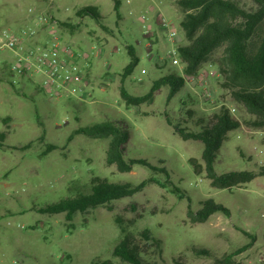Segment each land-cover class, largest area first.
<instances>
[{
  "label": "rangeland",
  "instance_id": "obj_1",
  "mask_svg": "<svg viewBox=\"0 0 264 264\" xmlns=\"http://www.w3.org/2000/svg\"><path fill=\"white\" fill-rule=\"evenodd\" d=\"M238 1L247 9L256 8L254 0ZM120 2L117 12L115 0H0L1 27L18 33L37 26L40 15L54 17L64 42L89 54V61L82 62L84 93L60 96L43 90L40 77L13 75L5 64L14 61V54L0 50V133H7L0 148V264H97L104 259L131 264L113 255L122 236L118 215L137 237L147 229L162 241V254L143 256L147 264H214L246 245L250 246L234 260L264 264V176L232 189L214 188L205 172L196 174L190 164L191 158L202 162L203 142L183 140L174 131L176 124L201 131L226 107L241 126L227 134L217 155L216 171L264 168V128L250 126L253 117L221 86L214 60L222 49L197 76L187 78L171 99L166 86L155 93L153 102L129 107L120 95L122 73L130 62L127 46L135 47L140 62L124 84L132 94L143 95L155 80L183 75L184 64L173 51L186 38L177 0ZM86 6L99 8L107 29L90 17L77 16L76 11ZM164 21L169 26H163ZM61 22L75 27H63ZM172 30L177 33L173 40L169 37ZM94 46L101 50L98 55L92 52ZM105 121L130 131L127 159L143 158L165 167L184 198L170 192L173 185L163 172L140 164L131 172H120L108 165L109 139L77 134L68 140L79 127ZM48 143L58 148L42 156ZM150 176L165 187L151 183L133 196L113 201L112 210L100 206L78 213L71 222L64 213L37 211L88 192L94 177L138 184ZM207 199L228 207L231 215L216 212L205 223H190L189 206L199 210ZM195 249H208L211 254L197 255Z\"/></svg>",
  "mask_w": 264,
  "mask_h": 264
},
{
  "label": "trees",
  "instance_id": "obj_2",
  "mask_svg": "<svg viewBox=\"0 0 264 264\" xmlns=\"http://www.w3.org/2000/svg\"><path fill=\"white\" fill-rule=\"evenodd\" d=\"M256 8L247 9L238 0H177L183 12L181 26L186 42L177 48L178 56L184 64L183 75L169 74L155 80L148 93L143 95L132 94L125 86V80L133 74L140 62V57L133 45H128L130 62L122 73L120 95L127 106H141L153 102L155 93L163 87L170 88L169 99L175 96L187 82V78L195 77L202 66L211 60L213 54L222 49L221 55L214 60L221 77V86L230 90L234 100L242 105L244 110L253 117L248 123L254 128H264V0H254ZM120 0H115V10H120ZM79 17H90L97 21L103 28V18L97 6H86L76 11ZM63 27L75 26L68 22H61ZM107 29V28H106ZM8 66V64H5ZM8 68V67H7ZM11 72V71H10ZM15 86L14 82H12ZM6 118L5 120H8ZM241 122L223 107L215 113L212 121L201 131H190L180 125H174V131L183 140H196L204 144L202 162L191 158L190 164L194 172L206 177L211 185L217 189H232L248 184L264 176V168L256 170H232L218 173L215 169L218 152L227 139L231 130L238 129ZM82 134L93 139H109L107 149V164L115 165L120 172H131L135 164L148 167L154 172H163L167 182L173 185L170 174L165 167H160L147 159L126 158L125 146L130 140V131L114 121L95 123L76 129L69 137L71 141L75 135ZM7 137L6 132L0 133V148ZM45 136L42 135L41 139ZM29 144L23 146L28 148ZM58 146L48 143L42 156L57 149ZM151 183H163L154 176H150L134 184L132 182H111L107 179L94 177L92 187L88 192L61 199L37 209L43 214L64 213L67 221H72L78 213H87L100 206L112 210L111 203L115 200L133 196L141 192ZM170 192L184 198L185 193L177 186L170 187ZM216 212L226 216L231 215V210L213 199L201 202V208L194 210L189 206L187 211L188 221L192 224L205 223ZM122 236L113 249V255L124 262L131 264H147L144 255L162 254V241L145 229L137 237L123 224L122 217H116ZM244 233H249L243 230ZM250 245L225 255L223 259H216L214 264H240L234 257L243 252ZM197 255L210 256L208 249H195ZM81 264V263H77ZM97 264H115L112 259H104Z\"/></svg>",
  "mask_w": 264,
  "mask_h": 264
},
{
  "label": "built area",
  "instance_id": "obj_3",
  "mask_svg": "<svg viewBox=\"0 0 264 264\" xmlns=\"http://www.w3.org/2000/svg\"><path fill=\"white\" fill-rule=\"evenodd\" d=\"M38 20L37 26L18 33L0 26V50L8 49L15 57L14 61L8 64L9 71L21 78L34 80L40 77L41 88L52 94H83L86 72L82 62L88 58V52L64 42L57 33L58 22L54 17L40 15ZM142 20L146 21L147 16L143 15ZM163 26L167 27L169 24L164 21ZM40 32L44 34L41 35ZM176 35L174 30L169 33L172 40ZM92 52L98 55L101 50L94 46ZM173 55H178L177 48ZM179 62L178 58H175L174 63Z\"/></svg>",
  "mask_w": 264,
  "mask_h": 264
},
{
  "label": "crops",
  "instance_id": "obj_4",
  "mask_svg": "<svg viewBox=\"0 0 264 264\" xmlns=\"http://www.w3.org/2000/svg\"><path fill=\"white\" fill-rule=\"evenodd\" d=\"M88 58H86L85 60H83V62L86 64L88 62Z\"/></svg>",
  "mask_w": 264,
  "mask_h": 264
}]
</instances>
